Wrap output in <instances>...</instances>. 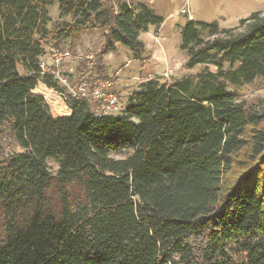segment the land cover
Returning <instances> with one entry per match:
<instances>
[{"label":"trees","instance_id":"trees-1","mask_svg":"<svg viewBox=\"0 0 264 264\" xmlns=\"http://www.w3.org/2000/svg\"><path fill=\"white\" fill-rule=\"evenodd\" d=\"M54 4L70 23L53 33ZM161 22L143 1L0 0V264H264V108L229 90L264 85V14L185 23L182 69L201 70L142 82L120 115L70 98L53 116L33 92L66 94L39 74L49 40L99 30L86 78L105 80L104 57L121 45L141 59L139 35Z\"/></svg>","mask_w":264,"mask_h":264},{"label":"crops","instance_id":"crops-1","mask_svg":"<svg viewBox=\"0 0 264 264\" xmlns=\"http://www.w3.org/2000/svg\"><path fill=\"white\" fill-rule=\"evenodd\" d=\"M145 2L153 15L162 20L159 26H149L139 35V40L144 45V54L141 59H132L127 71L121 68L119 74L108 77V68L112 59L109 57L103 61L101 74L107 80L112 81V91L118 97L120 103H126L130 92L136 91L138 85L148 80H155L160 84L170 83L178 78L186 76V70L182 69L186 61V55L180 50L181 41H176L179 29L188 21L200 23L216 22L220 29L234 28L242 19L253 13L264 14V0H139ZM185 10V13H182ZM159 39V43L155 42ZM77 59V57H74ZM78 69H69L67 77L70 81L82 79L88 75L83 66H88L86 61L81 62ZM81 69H83L81 71ZM167 73V76L164 75ZM92 79H97L93 75ZM139 81V82H138ZM138 82V83H137ZM71 86L74 84H70ZM41 90V89H40ZM39 90V91H40ZM39 91H33L38 93ZM92 105V104H91ZM93 107V105H92ZM59 103H53L50 109L53 116H68L70 111L65 106V112L59 113ZM54 111V112H53Z\"/></svg>","mask_w":264,"mask_h":264},{"label":"rangeland","instance_id":"rangeland-1","mask_svg":"<svg viewBox=\"0 0 264 264\" xmlns=\"http://www.w3.org/2000/svg\"><path fill=\"white\" fill-rule=\"evenodd\" d=\"M49 18L50 22L47 24V27L50 31L53 33L62 29L63 25L62 23H70L69 19H59V11L56 4L50 7L49 9ZM64 21V22H62ZM102 41V33L99 30H89L84 32L82 35H80L75 42H72L70 39H62L57 43H54L49 40V45L45 47V58L48 57L53 51H69L73 58L69 61H66L61 66V77L65 78L69 84H75V80L70 81V79L67 77V74L69 73V69L72 68H79L82 67L81 62L83 61L85 57L92 55L94 56L101 44ZM181 41L180 34L178 36V39L176 41V38H173L172 43H177ZM185 54V53H183ZM186 55V54H185ZM74 57H77V59H74ZM112 59V62H110V67L108 68V77H112L114 75L119 74L122 70L121 68H124L125 71L128 70L130 67V64L132 62V59H135L133 57V53L131 50L122 47L121 45H116L114 51L107 54L103 61L107 60V58ZM43 58V57H42ZM41 58V60H42ZM187 59V58H186ZM87 63V62H86ZM87 72L90 71V68L87 66H83ZM83 68V69H84ZM201 66H197L191 70H186V75H195L201 70ZM80 69V68H79ZM81 69V71L83 70ZM125 74H119V77H122ZM124 77V76H123ZM81 79L77 80L76 83L80 82ZM139 82V81H138ZM137 82V83H138ZM141 84V83H140ZM140 84H137L138 86ZM45 85L41 82L37 84V87L34 89L42 91L43 87ZM231 92L234 93L235 99L237 102L243 103L245 106L249 108H253L256 110H261L264 108V85L260 81H254L251 84H245L242 85L239 88L236 89H229ZM67 92V91H66ZM132 93V92H130ZM119 112L115 113L114 115H120L123 113L125 103L119 104ZM60 109H58L59 113L65 112V108L63 104H59ZM54 112V111H53ZM5 145V152L6 154L12 153V152H20V149L13 143L12 140L6 139L4 142ZM132 153V148L125 146L120 148L116 152L109 153V157L115 160H121L125 159ZM47 167L49 171L52 174H55L57 171V166L51 162H47Z\"/></svg>","mask_w":264,"mask_h":264},{"label":"built area","instance_id":"built-area-1","mask_svg":"<svg viewBox=\"0 0 264 264\" xmlns=\"http://www.w3.org/2000/svg\"><path fill=\"white\" fill-rule=\"evenodd\" d=\"M127 3H135L139 0H124ZM185 13V10H182ZM155 42L158 44L159 39ZM73 58L69 51H53L48 57L43 56L39 62L40 75H50L55 79L59 85L66 89V94H61L58 91L43 87L42 91L39 89L37 94L41 95L46 101L47 105L51 109L52 104L58 102L63 104L65 108V102L68 99H84L89 101L93 105V111L96 115H114L118 113L120 108V101L118 97L112 91L111 80H96L83 77L80 82L70 85L67 80L61 77V66L64 62ZM84 61L88 63L89 68L92 67L94 56L89 55L85 57ZM167 76V73L164 75Z\"/></svg>","mask_w":264,"mask_h":264}]
</instances>
